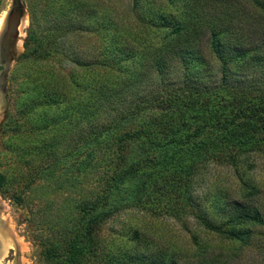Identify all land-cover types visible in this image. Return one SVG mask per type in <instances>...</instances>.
<instances>
[{"label":"rangeland","instance_id":"1","mask_svg":"<svg viewBox=\"0 0 264 264\" xmlns=\"http://www.w3.org/2000/svg\"><path fill=\"white\" fill-rule=\"evenodd\" d=\"M22 2L26 20L21 28V48L6 76L7 111L0 119V172L8 181L0 188V217L18 244L20 264H62L55 253L54 257L46 255L47 248L61 251L74 231L82 230L77 204L98 192L95 178L103 176L107 159L106 153L105 160L99 153L95 162L99 168L88 176V167L78 170L81 174L74 167L89 151L84 135L92 121L89 114L93 110L97 113L100 104L86 96L90 93L86 84L92 75L97 82H104L107 76H123L127 71L119 68L125 66L124 59L118 58L122 62L117 67L113 61L106 63L109 54L102 22L114 20L130 46L132 39L165 40L155 25L149 28L150 37L139 32L145 25L140 17L149 22L158 10L173 17L184 5H171L170 0ZM10 4L11 0H0V18L6 19ZM69 18L74 23L66 26ZM251 18L256 24L257 18ZM250 22L235 23L244 40ZM39 39L43 52H36ZM138 51L145 53L142 47ZM81 62L96 64L94 74ZM211 64L214 72L220 67L215 59ZM112 81L118 88L116 79ZM92 91L95 95L98 88ZM114 102L111 99L107 104ZM105 115H109L107 108ZM55 156L69 161L55 168ZM242 179L258 189L247 201L255 200L264 209V152L260 151L242 156L237 166L219 160L204 165L191 183L203 211L191 207L192 202L180 204L182 199L162 181L150 185L140 206L120 208L101 221L95 237L103 264H118L115 258L122 264V254L151 251L153 258L176 260L177 264H264V225L246 223L244 228L250 235L241 242L206 230L194 217L196 212L205 213L216 224L225 223L227 216L221 211L228 204L223 202L224 196L245 198Z\"/></svg>","mask_w":264,"mask_h":264},{"label":"trees","instance_id":"2","mask_svg":"<svg viewBox=\"0 0 264 264\" xmlns=\"http://www.w3.org/2000/svg\"><path fill=\"white\" fill-rule=\"evenodd\" d=\"M169 3H182V12L172 17L158 10L149 22L140 17L145 25L139 32L150 37L149 28L155 25L165 40L132 39L130 46L114 20L102 22L109 54L106 63L113 61L116 66L124 59L125 66H118L127 71L123 76H107L104 82H97L92 75L86 84L90 91L86 96L100 104L97 113L93 110L89 114L92 121L84 135L89 151L74 167L77 172L88 167V176L99 168L95 163L99 155L104 159L106 153L107 159L103 176L95 178L98 192L77 204L82 230H75L61 251L47 248L46 255L54 257L55 253L62 264H103L95 237L101 221L120 208L140 206L150 185L162 181L182 199L180 204L192 202L191 207L202 210L191 183L206 163L219 160L237 166L242 156L264 152V0ZM252 15L256 24L250 22ZM237 22L251 23L245 40L236 32ZM73 23L70 20L65 25ZM40 43L41 39L36 52L45 49ZM141 47L144 54L138 51ZM214 59L220 62L216 72L211 68ZM80 64L94 74L96 64ZM259 69L263 70L256 73ZM111 99L116 101L112 106L107 104ZM68 161L55 156L52 166ZM7 182L0 172V188ZM242 183L247 189L245 198L224 196L223 202L228 204L221 211L227 216L225 223L216 224L205 213L194 214L206 230L243 242L250 235L244 228L246 223L264 225V209L255 200L247 201L258 189L243 179ZM153 256L152 251L136 252L122 254L121 260L122 264H177L176 260ZM113 261L121 264L116 258Z\"/></svg>","mask_w":264,"mask_h":264},{"label":"water","instance_id":"3","mask_svg":"<svg viewBox=\"0 0 264 264\" xmlns=\"http://www.w3.org/2000/svg\"><path fill=\"white\" fill-rule=\"evenodd\" d=\"M26 10L22 0H11L6 12L4 28L0 32V119L7 111L6 107V76L17 58L22 41L20 27L24 26Z\"/></svg>","mask_w":264,"mask_h":264},{"label":"flooded vegetation","instance_id":"4","mask_svg":"<svg viewBox=\"0 0 264 264\" xmlns=\"http://www.w3.org/2000/svg\"><path fill=\"white\" fill-rule=\"evenodd\" d=\"M2 68L3 65H0ZM0 222H4V221H1L0 219ZM12 238H14L12 235H11ZM1 243V241H0ZM4 245L1 243L0 244V256H2L0 258V264H20V261H19V249L17 248L18 247V244L16 243V241L13 239V245H8L7 247L3 248ZM4 250H7V251H3ZM4 254V255H3Z\"/></svg>","mask_w":264,"mask_h":264},{"label":"bare ground","instance_id":"5","mask_svg":"<svg viewBox=\"0 0 264 264\" xmlns=\"http://www.w3.org/2000/svg\"><path fill=\"white\" fill-rule=\"evenodd\" d=\"M5 20L4 18H0V32L2 31V29L4 28V24H5ZM25 23V21H24ZM23 27V26H22ZM20 27V31H21V28ZM24 28V27H23ZM1 221H4V222H0V241L1 243L4 245L3 248L7 247L8 245H13V239L15 240V238H12L11 237V232H10V228L8 227V225H6L5 223V219L4 217H0ZM0 243V244H1ZM3 251H7V250H4ZM4 255V254H3ZM2 256H0L1 258Z\"/></svg>","mask_w":264,"mask_h":264}]
</instances>
